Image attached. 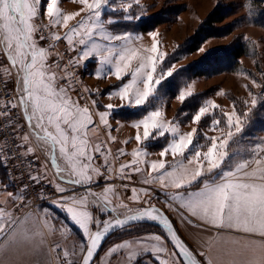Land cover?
<instances>
[{
  "label": "snow or ice",
  "instance_id": "1",
  "mask_svg": "<svg viewBox=\"0 0 264 264\" xmlns=\"http://www.w3.org/2000/svg\"><path fill=\"white\" fill-rule=\"evenodd\" d=\"M78 2L83 6L81 11L86 16L63 37L70 50L77 52V55L69 59L68 65L61 67L59 60L63 59V55L60 53L56 54L58 59L54 64L47 63L48 58L53 55L50 49L55 44L43 47L39 41H58L62 38L54 34L49 37L41 34L37 40L35 34L41 28L33 21L43 15L49 20L48 27L59 25L67 28L68 22L79 16L80 12L64 15L58 7L59 0H0V50L9 65L0 67H3L7 77L5 84L14 79V94L7 102H0V116H9L16 109L23 119L22 124L13 126L9 120L0 128V167H6L10 160H18L23 164L25 159L22 158L37 152L44 154L47 160L41 169L43 175L29 172L27 178L43 188L41 180L47 179L48 170L53 171L54 179L49 182L60 195L52 203L65 213L67 220L76 226L79 233L74 236L73 229L68 224H61L60 228H56L46 210L36 211L32 208L27 200L28 190L36 191L32 183L21 184L20 194L7 190L8 186H4L5 191L0 192L5 197L0 200V264H5V259L11 252L37 255L45 254L46 249L47 253H57L58 264H96L94 255L105 237L124 229L130 222L144 220L157 222L167 229V240L174 242L176 250H170L166 239L161 235L149 233L114 243L109 246L105 255L112 257L113 254H118L115 257L116 264H131L146 253H151L159 264H199L178 238L170 221L155 207L132 209L122 202L113 205L109 197V193L114 192L112 187L105 186L101 193L90 187L96 182L95 178L103 175L101 167L106 168L111 175L113 169L107 160L111 153L105 152L101 143L91 141L90 134H95L97 128L93 121L96 101L92 100L89 107L87 103L81 105L83 96L72 99L70 93L76 89L72 83L73 73L68 68L80 66L82 61L93 57L99 65L95 78L115 76L116 80L123 81L125 76H131L130 80L109 95L110 99L115 95L122 102H127L129 107L149 106L147 113L132 124L137 129L135 140L141 146L132 153V164L137 165L133 171L141 172L138 165L144 161L137 160V157L149 154L146 142L171 136L158 153L161 159L148 164L149 178L142 182L150 184L157 180L164 188L179 190L170 194L169 199L178 202L181 209L186 210L201 224L242 234L241 238L224 241L233 247L226 249L223 256L213 258L206 255L205 251H200L199 255L205 258L204 264H264V141L242 148V137L240 140L236 139L243 133L253 110L257 108L261 94L254 95L245 85L251 107H248L249 102L245 100L243 103L246 111L238 112L233 103L231 112H223V120L214 116L209 130L218 131L220 135L205 136L206 143L200 144L195 139L198 135L197 128L182 134L178 123L165 122L161 109L150 107L156 100L158 86L166 77H173L176 71L175 65L167 70L159 67L158 62H163L165 56L158 52V34L149 33L152 39L150 48L135 47L134 45L140 44L142 37L128 32L116 33L113 26L118 21L104 15L108 10H122L123 20H139V16L129 13L133 4L128 0H123L119 6L113 0ZM134 2L138 4L139 0ZM74 38H78L75 43ZM134 60L138 61L135 68L132 67ZM54 69H59L63 76L58 75ZM261 76L264 79V73ZM60 80L67 83L61 84ZM251 84L254 88L264 89V84L255 80ZM219 94L223 95L222 92ZM191 95L192 87L188 85L186 90L179 92L176 99L183 104L186 97ZM218 107L212 101H206L192 116L191 123L200 125L209 108L215 110ZM106 108L107 112L95 113L103 125H107L113 105L107 104ZM141 127L142 136L139 133ZM4 129H11L7 136L4 135ZM111 139L113 138L109 135V140ZM249 151L250 156L247 155ZM96 154L104 157V165L93 166ZM121 155H125L123 150L115 158L119 159ZM167 155H171L175 163L167 165L164 159ZM177 157L180 159L177 160ZM27 163L29 167L33 166L32 161ZM192 165L195 167L190 168ZM250 165L254 167L249 170ZM130 167L131 165L121 164L118 171L123 172ZM193 186L196 190H193ZM78 188L83 191H76ZM132 191L135 193L136 189ZM68 192L72 194L66 195ZM143 194L150 196L147 190H143ZM39 198L47 199V196L41 191ZM116 199L119 201L118 196ZM130 199L138 202L135 195ZM144 203L147 205L148 201ZM93 209L104 213L108 218L102 219L95 215ZM188 223L192 221L189 220ZM57 232L63 241L71 239L70 250L67 243L49 244V238ZM210 239L219 242L221 237L217 235ZM208 251H211V245ZM224 257L228 259L225 260ZM99 261L100 264H106L102 257Z\"/></svg>",
  "mask_w": 264,
  "mask_h": 264
},
{
  "label": "rangeland",
  "instance_id": "2",
  "mask_svg": "<svg viewBox=\"0 0 264 264\" xmlns=\"http://www.w3.org/2000/svg\"><path fill=\"white\" fill-rule=\"evenodd\" d=\"M62 1L65 0H59V8ZM67 1H69V3L66 5V9L69 11L68 14L81 11L83 6L78 2V0H76V2H72V0ZM113 2L117 6H119L123 2V0H113ZM128 2L133 4L132 8L129 10V13L133 16H139V20H123L122 16L124 15V13L122 12V10L117 12H112L108 10L104 13L105 17L111 16L118 21L115 24L116 26H113V29L116 33H122L126 31L123 30V27H121V25L123 26V24L125 23L132 24L138 21L146 20L149 17H157L162 19L164 23L160 24L157 28L150 32L154 31L158 34V52L163 53L165 56V60L159 63V67L163 68L164 70H167L172 65H175V70L177 71L190 64L199 62V60L205 58L206 56L212 53H217L223 50L230 49L231 46L235 44L246 45L249 51L246 56H242L239 58V67L237 70L198 76L193 80H190L185 83L182 87L181 90H186L188 85H191L192 87V95L186 97L185 100H190L191 97L194 98L195 96L203 95L204 98L201 99L200 107L203 106L205 102L209 100L219 106L215 110L209 108V112L205 115L204 118H202L200 125H195L191 123L192 116L195 114L196 111H198L200 107L192 113L188 112L176 115V111L183 104L179 100H177L176 97H165L162 94V90H160V92L156 94V100L152 105L161 109V111L164 113V121L168 122V119L165 118V114L167 116L169 114H172L171 121H175L179 124V131L182 134L190 132L193 128H197L198 135L195 139L200 144H205V136L213 137L220 135L218 131L209 130V128L212 126V120L214 116L218 119L223 120V112H231L233 103L235 104L236 110L238 112L246 111L247 109L245 108V105L243 103L245 100H248V107H251V101L248 96V92L244 87L245 85H247L248 89H250L254 95L261 94V100L258 102L257 108L253 110L250 116V120L246 124L243 133L237 136L236 139L240 140L242 137V148H246L250 145H255L264 141V89L254 88L251 84L252 80H255L260 84H264V79H262L261 76V74L264 73V2L255 3L253 2V0H139L138 4L135 3L134 0H128ZM219 7H227L229 9L230 14L222 23L215 24V27L217 28L216 35L205 39L201 46L195 52L190 54H182L178 60H174L172 57L170 61V57L175 56V54L178 53L179 49L186 43V41L190 40L197 33L199 28L202 26L203 21L206 19L207 15L211 11ZM82 12L83 11H81V13ZM85 16L82 19H84ZM82 19H77L74 17V19L70 20L68 22V30L77 26ZM33 23L39 25L41 28V31H38L35 34V38L37 40H39V36L41 34H43L45 37H49L53 34L59 36L61 35V31L64 30V27H61L59 25L56 27H48L49 20L46 16L43 15L37 17L33 21ZM61 23H63V21H61ZM45 28L47 30H44ZM125 28H131V25H128ZM228 28H230L229 34H224L220 31H225ZM135 33L143 34L144 32ZM245 37H247V39H245ZM39 44L43 47H48L49 44H55V47L50 49L53 55H51L47 61V63L50 65L54 64V62L57 61V53L63 55V59L59 60V64L61 67L68 65L69 59L77 55L75 51L70 50L68 42L63 38L58 41H53L51 39L40 40ZM200 49H203L204 51L201 52ZM0 65H3V67H8L6 59L3 57L1 51ZM3 67H0V77L5 80L7 77L3 71ZM54 70L58 73V75L63 76V73L60 72L59 69ZM68 71L73 73L72 83L73 87L76 89V91L71 92L70 95L72 96L73 100L78 99L79 96H83L84 99L80 101L81 105L87 103L90 106L92 100L98 101L99 97L102 94L104 95V93L106 92V90H103L98 94L97 88L90 83L88 78L90 72L89 63L82 61L80 66H69ZM60 83L66 84L67 81L60 80ZM5 85L7 93H11L14 88V79H11L10 82ZM140 87L142 88V85H140ZM83 89H87L88 91L85 92L83 91ZM113 92L114 91H109L107 93L108 95L106 99L107 102H109L110 104L112 101L114 102L116 100H120L119 97L115 95H112L111 99L109 98V95ZM221 92L223 93V95L219 94ZM89 94L91 95L89 96ZM166 108L167 111L164 112ZM12 111V115L19 114L18 110L16 109H13ZM114 118L116 120L122 121L121 118L119 119L116 116ZM94 123L97 126L96 131H100L99 137L104 138V143L101 144L104 151L111 153V155L107 157L108 163L111 162L110 158L115 161V165L123 163V160L126 159V155L119 156V159L115 158L118 152L120 150H123L121 146L122 144L120 142V140L122 141V137L120 136V138H118L119 134L117 130V125L118 129L122 131L120 134L123 135L124 142L128 141L127 145L130 146L129 154L131 160L133 161L132 153L135 149L139 147L137 141L135 140L137 129L132 127V124L134 122L125 121L122 124H115L113 120H111L110 124L107 123V125H103L100 123V120H98ZM103 129H106V132H103ZM139 133L141 136L143 135L142 127L141 129H139ZM109 135L113 139L109 140ZM90 138L93 143H99L96 133L90 134ZM169 139H171L170 135L164 138L154 140L150 139L148 143H150V141H152L153 143L156 142L157 144L163 145L164 148ZM207 143L210 144V141H207ZM147 151L150 152V154H148L150 156L147 159V156L142 155L140 157H137V160H143L144 163L148 166V164H150L151 162L159 161L161 159L158 154H151L158 153L160 150L149 151L147 149ZM247 155L250 156L251 152L249 151ZM30 157H32L37 164L38 174L43 175L41 169H43L45 162L43 161L40 152H37L35 155H32ZM164 159L167 165L175 163L174 160L171 161L170 155H167ZM179 159L180 158L178 157L177 160ZM94 162H97L99 166H102L105 163V159L103 156L96 154ZM144 163L139 164L140 168H142L143 170H145ZM189 167L194 168L195 165ZM252 167H254V165H250L249 170ZM112 169L113 171L111 175H109L107 169L101 167L100 171L103 173V175L98 177V181L92 184V188L98 189L96 192L101 193L105 186L112 187L114 189V192L109 193V197L112 200L113 205L118 202H122L126 204L128 208L137 209L148 206L145 205V201H148V204H155L164 201V187L160 185L159 181L153 180V185L149 184L146 186V188H137L133 186V179H135L136 174L135 171L134 174H131V171L129 170L130 168H126L124 172H119L118 170H116V168ZM48 172L47 176L49 174ZM1 178L2 177H0V180ZM147 178H149L148 173ZM41 183L43 186L46 187L45 193H48V197L52 198L53 194H55V191L51 186L52 183H50L48 179H42ZM114 184H117L119 186V191L116 187L113 186ZM133 189H136L135 193H133ZM115 190H117V192ZM143 190H147L150 193V196L144 195ZM65 194L70 195L72 193L68 192ZM134 195L138 197V202H134L132 199H130ZM117 196L119 197V201H117L116 199ZM46 201H43L41 204H33L31 202L30 204L32 208H37L46 205ZM93 212L95 215H99L102 219L108 218L107 215L102 212H99L96 209H93ZM61 217L62 219H65L63 216ZM68 222V225L73 229V235H78L79 233L76 226L72 225L69 220ZM59 224V226H61V224L67 223L61 220ZM204 227H206L205 229H207L208 231H213V233H217V231L214 230L216 229L214 227H211L207 224L201 225V228L204 229ZM229 231L231 230L225 231V229H220L218 233H228ZM57 233L59 234V232ZM149 233L159 234L164 237L166 239L168 248L170 250H174L171 241L167 240L168 236L161 228H155L153 226L145 227L135 225L119 230L118 232L110 236L101 247L97 258L95 259L96 264H100L99 258H103V255L107 252L110 245L121 242L124 239H132L133 237L142 236ZM53 240L54 243L59 242V240L56 238ZM61 243L63 245V242ZM64 243H67L69 245L70 250V246L72 243L71 239L65 241ZM52 256L54 258V261L58 264L57 253L52 252ZM203 259H200V262L202 264H204L205 261V259Z\"/></svg>",
  "mask_w": 264,
  "mask_h": 264
},
{
  "label": "crops",
  "instance_id": "3",
  "mask_svg": "<svg viewBox=\"0 0 264 264\" xmlns=\"http://www.w3.org/2000/svg\"><path fill=\"white\" fill-rule=\"evenodd\" d=\"M68 3H69V1H67V0L61 2V5H60L61 9L60 10L64 15H69L68 14L69 11L66 9L67 8L66 5ZM79 12H80V15L75 16V18L82 19L86 15V13L85 12L81 13V11H79ZM61 21H62V18H61ZM71 23H73V22H71ZM68 29H69L68 26H67V28H64V30L61 31V35H59V36L61 38H63L65 36V34L69 31ZM125 32L126 31H124L122 33H125ZM127 32L132 33L133 35H139L142 37L140 44L134 45L135 47H142V48H150L151 47L152 39L149 35L150 32L143 33V34L142 33H135L132 31H127ZM76 40H78V38H74V43L76 42ZM82 47L83 46H80V48H82ZM76 54H77V52H76ZM144 54L147 55V53H144ZM85 62L89 63V65H90V72H89L88 78H89L90 83L93 84L97 88L98 94H99V92L106 90L104 95L102 94L99 97V100L96 101V107H95V109H93V119L95 122V121L99 120V116L96 115L95 113L108 111V109L106 108V105L109 103V102H107V99H106L107 95H108L107 93L109 91L118 90L119 86H121L124 82H127L128 80H130L131 76H130V74L125 76L123 81L116 80L115 76H109V77L104 78V79H97V78H95V72H96L97 67L99 66L97 60L93 57V58H89L88 60H85ZM159 63L160 62H158V64ZM137 66H138V61L134 60L132 62V67L135 68ZM111 104L113 105V111L107 118L108 124L111 123V120H113V122L115 124L116 123L122 124L125 122V121L116 120L113 116L114 112H117V111L122 110V109L136 110V109L143 107V106L129 107L127 105V102H122L121 100H116L114 102L112 101ZM89 107H91V104ZM166 111H167V108L164 110V112H166ZM165 118L168 119V122L171 121L172 114H169L168 116L165 114ZM136 121H132V122H136ZM117 130H118V134H119L118 138H120V136L122 137V141L120 140V142L122 144L121 146H122L123 152L126 155L125 156L126 159L123 160V163H120L119 165H115V161L110 158L111 162H109V163H110L111 167L116 168V170H118L120 168L121 164L131 165L129 170L131 171V174H134L133 169L137 165L132 164V160H131L130 154H129L130 146H128L127 143L124 142L123 135L120 134L122 131H120L118 129V125H117ZM139 147H140V145H139ZM148 153L150 154V152H148ZM158 153H151V154H158ZM40 154H41V157L43 158V161L45 162L47 160V157L44 154H42L41 152H40ZM149 156L150 155H147L146 159ZM170 159H171V161L173 160L171 155H170ZM177 159H178V157H177ZM93 166H99V164L97 162H94ZM49 169H50V164H49ZM144 169L145 170H143L141 168V172H139V173L136 172L135 179H133V186H135L137 188H143V187L146 188V186L149 185V184H144L142 182L144 179L147 178V173H148V167L145 163H144ZM124 170H123V172H124ZM48 171H49L48 172L49 174L47 176V179L49 181H52L54 179V173L52 170H48ZM39 175H41V174H39ZM95 179L97 182L98 177ZM153 184H154V181L152 183H150V185H153ZM4 186H7V184L0 180V192L5 191ZM51 186L55 191L54 192L55 194H53V197L50 198L46 202V205L40 206L37 208H33V209H35L36 211H45L46 210L48 212V214L51 216L52 221L55 224L56 228H60L59 222H61V220H63L67 224H69V222L65 216V213L53 205L52 200L55 199L60 194L56 193V190H55V187L53 186V184ZM113 186L116 187L117 190L119 191V186L117 184H114ZM90 187L92 188V185ZM7 190H11V189L8 187ZM93 190L96 192L98 189H93ZM117 190H115V191L117 192ZM193 190H196L195 186H193ZM76 191L82 192L83 189L78 188ZM177 191H179V190L171 188V187L164 188V192H163L164 201L158 202L155 204H147V205L148 206H152V205L158 206L159 208H161L166 213V215L171 219L172 223L174 224V227L176 228L178 234L182 237L183 240L186 241V244L188 246H190V249L195 253V255L197 257H199L198 258L199 260L204 258L203 256L199 255L200 251H205L206 255H210L213 258H215L218 255L223 256V253L226 249H230L233 247V245H231L230 243L225 244L224 241L241 238L242 234L234 232L232 230L229 231L228 233H218L220 231V229H218V230L214 229L215 231H217V233H215V232L213 233V231H208L207 229H205L206 227H204V229L201 228V225H204V224H201V222L198 221L195 217L190 216V214L186 210L181 209L178 202H173L169 199L170 194L176 193ZM15 192L17 194H20L19 191H15ZM3 199H5V197L3 195H0V200H3ZM61 216H63L65 219H62ZM182 216H183V219H182ZM189 220H191L192 223H188ZM225 231H227V230H225ZM217 235H219L221 237V240L219 242H217L214 239H210V238L216 237ZM60 237H61V235L56 233L55 236H52L49 238V244L50 245L55 244L54 240H53L55 238L58 239L60 243L63 242V244H64L65 241H63L62 238H60ZM257 239H259V238H257ZM209 245H211V251L210 252L208 251ZM105 254L103 255V259L105 260L106 264H116V258L115 257H117L118 254H113L112 257L106 256ZM95 258H97V257H95ZM224 259L226 260L228 258L224 257ZM5 264H57V263L54 261V258L52 256V252L47 253V249H46L45 254H37V255H18L15 252H11L6 257ZM131 264H159V261L156 260L155 257L151 253H146L143 256L138 257L137 260L132 261Z\"/></svg>",
  "mask_w": 264,
  "mask_h": 264
},
{
  "label": "trees",
  "instance_id": "4",
  "mask_svg": "<svg viewBox=\"0 0 264 264\" xmlns=\"http://www.w3.org/2000/svg\"><path fill=\"white\" fill-rule=\"evenodd\" d=\"M253 2L261 3L264 2V0H253ZM227 9V7H219L211 11L203 21V24L199 28L197 33L190 40L186 41V43L179 49L178 53L175 54V56L170 57V61L172 57L174 60H178L182 54H190L195 52L201 46L205 39L216 35L217 28L215 27V24H220L226 19V17L230 14L229 9ZM162 23H164V21H162V19L160 18L149 17L146 20L138 21L132 24L125 23L123 24V26L121 25V27H123V30L126 31L145 33L154 30ZM128 25H131V28H125ZM220 31L224 34H229L230 28L226 29L225 31ZM248 53L249 51L246 45L243 44H235L231 46L230 49L212 53L205 58H202L197 63L190 64L177 70L176 72H174L173 77L165 78L162 81L161 85L158 86V92L162 90V94L165 97L174 98L179 94L185 83L193 80L198 76L237 70L239 67V58L242 56H246ZM194 98L191 97L190 100H185L183 105L176 111V115L188 112L192 113L196 111L200 107L201 99L204 98V96H195ZM150 107L153 108L154 105H151ZM148 110L149 106L145 105L136 110H119L117 112H114L113 116H116L119 119L121 118L122 121L132 122L142 118V116L145 115ZM151 142L152 141H150V143H148L147 145V149L149 151L161 150L163 148V145L157 144L156 142ZM0 177H2L1 181L6 183L7 179L2 167H0ZM137 226L147 227L153 225L141 224ZM153 227L157 228L156 226Z\"/></svg>",
  "mask_w": 264,
  "mask_h": 264
},
{
  "label": "built area",
  "instance_id": "5",
  "mask_svg": "<svg viewBox=\"0 0 264 264\" xmlns=\"http://www.w3.org/2000/svg\"><path fill=\"white\" fill-rule=\"evenodd\" d=\"M0 51L2 53V50H0ZM3 57L6 59V57L4 55H3ZM6 62L8 64L7 59H6ZM5 86L6 85L4 83V80L0 77V102H7L8 100H10L12 98V95L14 94V88H13L11 93H7ZM0 111H2V109H0ZM12 113H13V111H11L9 116H0V128H3V126L9 120L12 121L13 126H15L16 124H22L23 123V119L19 114L12 115ZM10 130L11 129H4V135L7 136L8 132ZM103 132H106V129H103ZM99 134H100V131H98V132L96 131V136L98 138V142L103 144L104 138L99 137ZM22 159H25V162L23 164H21V162L18 160H10L6 167H2L4 172H5V175H6L7 185L11 189L20 192L21 184L32 183L33 187L36 189V191L33 192L32 189H29L28 195H27V200L33 204H41L43 201L48 200V198L50 199V197H48V195H47L48 193H45L46 187L43 186V188H41L40 185L34 184L32 181L28 180V178H27L29 172H31L33 174H38L37 164L34 161V159L30 156H28L26 158H22ZM29 160L33 162L32 167H29V165L27 163V161H29ZM41 191H43L46 194L47 199H40L39 198V192H41Z\"/></svg>",
  "mask_w": 264,
  "mask_h": 264
},
{
  "label": "water",
  "instance_id": "6",
  "mask_svg": "<svg viewBox=\"0 0 264 264\" xmlns=\"http://www.w3.org/2000/svg\"><path fill=\"white\" fill-rule=\"evenodd\" d=\"M146 207H155L159 212H161L169 221L170 223L173 225V230L177 233V236L178 238L185 244L186 247H188V249L192 252V254L195 256V258L198 260L199 264H202L200 262V260L198 259V257L195 255V253L190 249V247L186 244V242L182 239V237L178 234L176 228L174 227V224L172 223L171 219L166 215V213L161 209L159 208L158 206H155V205H152V206H146ZM141 224H147V225H153V226H156V227H159L161 228L165 233L166 235L168 236L169 235V232L167 229H164L162 228V226H160L157 222H154V221H148V220H144V221H136V222H130V224L128 226H126L125 228L127 227H130V226H134V225H141ZM119 230H117L116 232H118ZM115 232V233H116ZM113 234H109L107 237H105L102 242H101V246L100 248L102 247V245L104 244V242L110 237L112 236ZM171 241V240H170ZM172 245H173V248L174 250L175 249V245H174V242H172ZM100 248L98 249L97 253L99 252ZM97 254L94 255V258L96 257ZM182 259V258H181Z\"/></svg>",
  "mask_w": 264,
  "mask_h": 264
},
{
  "label": "bare ground",
  "instance_id": "7",
  "mask_svg": "<svg viewBox=\"0 0 264 264\" xmlns=\"http://www.w3.org/2000/svg\"><path fill=\"white\" fill-rule=\"evenodd\" d=\"M105 243V242H104ZM103 246V245H102ZM101 249V248H100ZM100 251V250H99ZM99 253V252H98ZM98 253H97V255H98ZM97 255H96V257H97ZM96 258H94V260H95Z\"/></svg>",
  "mask_w": 264,
  "mask_h": 264
}]
</instances>
